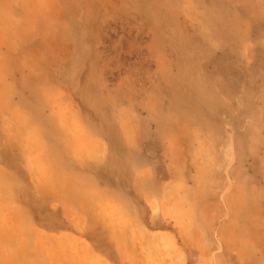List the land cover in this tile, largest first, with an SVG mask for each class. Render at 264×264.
Segmentation results:
<instances>
[{"label":"rangeland","instance_id":"obj_1","mask_svg":"<svg viewBox=\"0 0 264 264\" xmlns=\"http://www.w3.org/2000/svg\"><path fill=\"white\" fill-rule=\"evenodd\" d=\"M0 264H264V0H0Z\"/></svg>","mask_w":264,"mask_h":264}]
</instances>
